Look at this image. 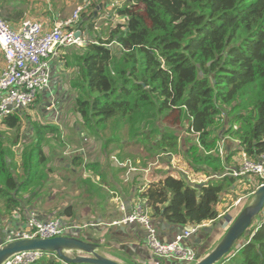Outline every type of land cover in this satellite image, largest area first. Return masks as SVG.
Returning a JSON list of instances; mask_svg holds the SVG:
<instances>
[{"label":"trees","instance_id":"1","mask_svg":"<svg viewBox=\"0 0 264 264\" xmlns=\"http://www.w3.org/2000/svg\"><path fill=\"white\" fill-rule=\"evenodd\" d=\"M10 2L0 0V18L13 28L12 22L23 13L10 9ZM122 2L108 13L121 23L98 31L92 22L86 30L95 39L87 38L84 46H74L66 57H59L79 76L73 82V89L81 92L74 100V111L93 133L104 131L116 116L131 128L137 122L134 117L180 126L187 120L199 134V146L190 144L184 157L206 182L198 187L181 174L167 175L149 184L140 197L152 210L151 218L164 210L163 218L174 225L216 221L222 203L230 206L240 193L252 194L264 183L230 175L236 170L230 163L236 153L243 152L253 161L264 153V0ZM35 6L32 1L31 12ZM21 113L2 118L0 125L19 131ZM159 127L162 144L174 152L178 135ZM33 130V145L22 151L5 148L0 137V198L8 212L18 207L15 196L39 175L44 162L41 144L46 141L43 132L57 143L53 128L35 124ZM221 137L239 147L224 159L212 152ZM16 155L21 156L24 170L22 186H17L18 166L12 160L8 163ZM71 162L79 167L82 159L74 155ZM63 215L72 216L70 208ZM231 253L218 264H264L263 216ZM34 264L62 263L41 259Z\"/></svg>","mask_w":264,"mask_h":264},{"label":"crops","instance_id":"2","mask_svg":"<svg viewBox=\"0 0 264 264\" xmlns=\"http://www.w3.org/2000/svg\"><path fill=\"white\" fill-rule=\"evenodd\" d=\"M32 1L37 7H42L38 0H12L8 4L10 9L23 13L12 22L13 28H18L19 24L25 20H31L30 17L34 15L35 11H30ZM115 1L117 0H101L98 2L97 8L102 10V14L107 13ZM94 15L92 12V16ZM42 17L46 19L43 21H51L50 24L58 20L55 18L50 20L46 10ZM42 17L38 18L37 22H40ZM85 22L86 19H82L75 25V28L81 32L83 40L81 46L85 45L87 38L95 39L94 33L90 35L86 30ZM115 22L121 23L122 21L117 19ZM73 47L60 48L56 52L57 56L53 58L51 65L49 88L37 97L39 112L34 116L31 114L27 117L28 121L32 119L36 125L53 128L55 136H58L57 143L60 140L62 144L59 146H65V148L59 150L56 141L51 139L45 150L43 144L45 145L48 140L42 142L41 151L44 155V162L39 165V175L36 174L35 179L30 180L28 185L23 188V192L15 196L18 200V207L8 212L9 210L3 209L0 198V242L5 241L10 232L24 231L28 218L33 214L42 222L57 218L65 228L67 225H75L76 229L73 230L78 231L77 234L80 238L86 237L99 244L102 249L99 251L100 254L117 262L124 264H186L178 261L176 257L164 260L154 258L145 247L146 232L140 224L112 225V223L126 218L133 212L136 205H140L148 213L161 243H169L183 230L191 229L190 224L184 226L171 224L162 215L151 218L152 210L146 206V199L142 200L140 194L149 184L159 182L168 173L179 174L177 169L189 167L184 154L187 153V147L193 144L194 139L186 136L189 141L184 142L180 134L175 132V136L179 137H176L178 144L175 151L170 152L162 144L159 126L176 131L175 125H172L175 123L160 119L149 120L145 117H134L137 122L133 128L120 119V116L112 118L106 124L104 131H94L95 133H93L87 127L85 128L80 117L74 111V100L81 94L73 89L74 80L79 79L78 73L70 65L68 66V61L60 60V58L66 57L70 48ZM4 65L3 53L0 50V73ZM51 104L55 107V112L44 111ZM188 124L189 122L185 120L184 125L181 126L183 133L187 131ZM33 132V128H30L25 135L21 134L18 137L17 145H13L11 142H15L17 139L16 134L14 140L8 141L10 145L6 144L5 148H9L12 152L22 151L24 148L29 149L30 145H33ZM43 133L45 135L46 131ZM222 139L223 137L218 141ZM1 140L4 142L3 138ZM26 143L30 144L26 146ZM225 146L226 156L239 148L236 142L229 139H226ZM16 147L19 148L16 149ZM239 153L232 157L233 162L230 161L232 165L238 163ZM74 155H79L82 159V164L79 167L71 162ZM12 157L13 159H9L8 163L12 160L11 163L18 166L16 168L17 186H22L26 183L24 182V170L20 169L21 156ZM194 172L203 176L198 171ZM202 182L204 184L206 180L202 179ZM251 195H238V198L243 199L240 206L233 207V203L230 206L227 205V208H222L224 204L222 203L218 207L220 213L218 219L207 223L203 229L194 233L192 235L194 240L186 239L182 244L194 250L199 256L203 244L210 239L207 228H211L214 235L211 243L206 245L205 254L208 253L225 233L224 224L229 218H236L242 204L250 199ZM69 208L72 211V216L63 215V211ZM42 259L61 262L54 255L45 254Z\"/></svg>","mask_w":264,"mask_h":264},{"label":"built area","instance_id":"3","mask_svg":"<svg viewBox=\"0 0 264 264\" xmlns=\"http://www.w3.org/2000/svg\"><path fill=\"white\" fill-rule=\"evenodd\" d=\"M93 1L85 0L84 5L75 10L71 19L56 23L52 29L47 31L43 30L37 21L25 20L18 28H12L0 18V50L5 61L4 68L0 73V119L15 112L26 110L35 102L39 94L49 88L51 65L53 58L57 56L56 52L60 48L83 44L81 32L75 28V25L80 14L90 7ZM120 5L115 1L110 10L120 7ZM114 17L116 19L114 15L107 18L113 20ZM76 33L78 34L77 37H75ZM187 130L180 134V137L183 139V135L190 136L194 139L193 143L199 146V134L193 132L189 128V124ZM225 148V142L222 139L216 142L212 152L224 159L226 157ZM235 168L236 170L230 173L235 179L248 176V178H256L264 182V153L258 161H253L245 153L240 152L239 161ZM177 170L189 183L202 184V179L207 180L206 177L194 172L190 167ZM242 200L239 198L233 207L240 206ZM244 203L242 207H244ZM233 220V218H229L224 224L225 231ZM121 223H138L143 227L146 232L145 247L156 259L164 260L176 257L178 261L187 264H194L198 261L195 251L184 246L182 242L205 227L206 224L194 226L190 231L177 235L173 241L164 244L159 241L156 228L146 210L140 205H136L129 216L112 223V225ZM73 229L76 227L74 226ZM68 231V228H65L57 218L41 222L37 220V216L32 214L26 222V229L22 232L8 233L5 242L28 238H58L63 237ZM44 255V253L37 251L17 253L2 264H34Z\"/></svg>","mask_w":264,"mask_h":264},{"label":"water","instance_id":"4","mask_svg":"<svg viewBox=\"0 0 264 264\" xmlns=\"http://www.w3.org/2000/svg\"><path fill=\"white\" fill-rule=\"evenodd\" d=\"M77 36L78 34L76 33L75 37ZM200 186H203V184L198 185V187ZM252 198L228 226L215 247L205 254L206 245L211 243L214 235L213 230L207 228L210 239L203 244L201 252L197 256L198 261L194 264L220 263L225 257L232 254L231 252L239 241L241 242L250 234V229L255 221L264 215V184L256 189ZM163 212L164 210L162 211V216ZM192 228L194 226L191 225ZM187 231L190 230H183L180 234H184ZM77 232L75 230L72 231L76 237L66 235L51 239L28 238L0 242V264L17 253L33 251L54 255L63 264H124L100 254L99 251L102 249L99 244L90 241L86 237L80 238ZM192 235L188 239L194 240Z\"/></svg>","mask_w":264,"mask_h":264},{"label":"rangeland","instance_id":"5","mask_svg":"<svg viewBox=\"0 0 264 264\" xmlns=\"http://www.w3.org/2000/svg\"><path fill=\"white\" fill-rule=\"evenodd\" d=\"M38 1L41 2L42 7L40 8V7L35 6V11L33 12L34 15L32 17H30L31 20L37 21L38 18H41L43 16V14L45 13V10H46L47 14H49L50 20H53V18H55V20L58 19L57 21L52 22L50 24L51 21H49V22L43 21V20H46V19H45V17L44 18L42 17V20L40 22L39 21L38 22L42 26L43 30H47V29H50V28L52 29L54 27V25L56 24V22L60 23L59 22L60 20L61 21H66V20L71 19V17L73 16L75 10L78 7L83 6L84 2H85V0H38ZM99 1H101V0H94L92 2L93 7H91L92 6L91 5L90 7L86 8V10L83 13H81L80 16L78 17L77 23L80 22L82 19H86L85 23L87 24V26H89L93 22V26L94 27L96 26V29H98V31L102 30V29H106L109 26H111L112 25L111 23H114V21L117 20V19H115V17H114L113 21L107 22L108 21V18H107L108 17V13L111 12V11L108 10L107 13H103L102 14V10L100 11V9L97 8L99 6L98 5ZM117 1H118V4L120 5L123 0H117ZM40 12H41V14H40ZM92 12L95 15L89 17V14L90 13L92 14ZM83 21H85V20H83ZM83 27H85V25H83ZM63 49H65V48H63ZM35 103H34L35 107H33L34 106V104H33V105H31V107L27 108L26 110H23L22 113L20 112L21 114L19 116L21 117V128H20L19 131L9 130L6 127L0 125V137L3 138L4 142H6L4 144L10 145V143H8V141H13L14 140L13 138L15 137L16 134H17L16 138H18L21 134L23 136V135H25L27 133L28 130H30V128H33V125H35L33 123V120L31 119V121H28L27 117L30 116L31 114L34 116L35 113L39 112V107H38L37 101ZM48 107H49V109H48ZM48 107H46L45 108L46 110H44V111L53 112V113L55 112V107L52 104L49 105ZM53 108H54V110H53ZM1 120L2 119H0V122H1ZM175 130L176 131L173 130V132H176V134L177 133L178 134H182L183 133V128L180 125H175ZM44 136H45L44 140H48V142H46L45 145L43 144V146H44L43 148H45V150H46L48 144L50 143L49 140L53 139L54 136H51V137L47 138V136H48L47 133ZM186 136L187 135H183L184 142L189 140V139L186 138ZM43 143H44V141H43ZM15 145H17V144H15ZM58 147H59V150H61V148H62V150H64V148H65V146L60 147L59 145H58ZM18 148L19 147H16V149H18ZM231 162H233V160H231ZM167 175H172L174 177H179V175L176 174V173H168ZM249 180L252 183L253 178H249ZM241 195H243V194L240 193L239 196H241ZM251 199H253V198H250L249 201L247 202V204L251 201ZM222 208H227V204L224 203L222 205ZM242 208L239 209V212L241 211ZM37 220L40 221L38 219V217H37ZM74 226L75 225H67V228H68L69 232L66 233L64 236L70 235V236L76 237L75 234L72 233ZM215 245H214V247H215Z\"/></svg>","mask_w":264,"mask_h":264},{"label":"clouds","instance_id":"6","mask_svg":"<svg viewBox=\"0 0 264 264\" xmlns=\"http://www.w3.org/2000/svg\"><path fill=\"white\" fill-rule=\"evenodd\" d=\"M223 139H224V142H225L226 139H225V138H223ZM236 165H237V164H236ZM236 165H233V166L235 167ZM261 185H262V184H261ZM261 185H260V186H261ZM253 194H254V192L252 193V197H253ZM238 199H239V198H238ZM238 199H237V200H238ZM237 200H236V201H237ZM244 207H245V206H244ZM263 216H264V215H263Z\"/></svg>","mask_w":264,"mask_h":264}]
</instances>
